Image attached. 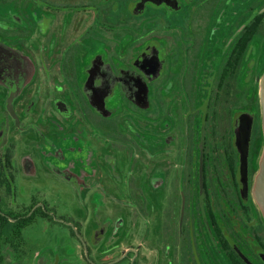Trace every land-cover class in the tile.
Listing matches in <instances>:
<instances>
[{
	"label": "flooded vegetation",
	"instance_id": "obj_1",
	"mask_svg": "<svg viewBox=\"0 0 264 264\" xmlns=\"http://www.w3.org/2000/svg\"><path fill=\"white\" fill-rule=\"evenodd\" d=\"M264 0H0V264H264Z\"/></svg>",
	"mask_w": 264,
	"mask_h": 264
},
{
	"label": "water",
	"instance_id": "obj_2",
	"mask_svg": "<svg viewBox=\"0 0 264 264\" xmlns=\"http://www.w3.org/2000/svg\"><path fill=\"white\" fill-rule=\"evenodd\" d=\"M262 127L264 136V92L262 93ZM254 198L264 216V142L259 158V168L255 178Z\"/></svg>",
	"mask_w": 264,
	"mask_h": 264
}]
</instances>
